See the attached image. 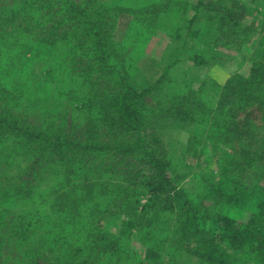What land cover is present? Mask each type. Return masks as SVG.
I'll list each match as a JSON object with an SVG mask.
<instances>
[{
    "label": "rangeland",
    "instance_id": "obj_1",
    "mask_svg": "<svg viewBox=\"0 0 264 264\" xmlns=\"http://www.w3.org/2000/svg\"><path fill=\"white\" fill-rule=\"evenodd\" d=\"M36 1L38 2L35 7H43L39 8L41 14L47 13V8L57 3L56 0ZM105 1L114 3L113 0ZM122 1L128 5L131 3V0ZM138 1H144L147 7L156 3L155 7L159 10H155V7L142 10L139 25L133 27L135 30L131 32L135 35L136 47L120 50L119 62L128 68L127 80L134 89L142 92L152 87L146 106L147 122L151 123L148 131L159 137L160 143L157 145L160 144V155L166 156L170 168L167 174L171 183L165 189L163 187V191L168 190L172 197L175 192H179L182 197L179 195L163 201L165 193L158 188L159 197L150 201L152 194L149 192V182L158 176V172L141 151L116 154L102 150L90 157L69 155L63 163L65 156H52L49 151L43 152V147L31 146L23 138L18 139L1 131L0 148L9 147L10 151L17 148L11 152L16 163L12 168L13 172L0 176V184L13 189L12 182L28 177L31 179L32 189L28 193L19 194L9 189L15 196H12L6 209L11 208L13 198H22L25 194L23 200L15 205V212L19 213L17 219L24 216L25 223L33 230L26 234L19 229V232L14 233L13 228L6 230V225L0 226V264H31L28 251L35 245L42 247L40 240L44 235L51 236L57 228L71 227V223L67 221L59 223L57 220L55 223L58 209H54L58 189L68 177L71 182L78 179L92 182L98 179L109 186L102 201L95 198L98 212L92 215L79 213L71 221L75 227L88 226L95 214V219L104 230L103 235L110 239L109 244L112 245L114 237L118 235L126 239L117 241L118 245L121 243L125 247L124 259L122 260V252L116 255L107 253L102 264H114V261L116 264H200V258L194 253L198 245L196 235L185 237L178 234L182 236V241L178 242L174 231L169 232L166 227L163 213L169 207L175 206L173 211L177 214L174 217L180 218L179 216H183L179 215L180 207L183 205L188 209L192 204L193 207L189 209L195 207L196 212L201 215L203 234H213L217 230L219 215H229L241 222L252 214L254 204L258 201L257 193L264 189V88H259L262 93H258L255 98L239 95L242 106H235L234 120L229 123L220 119L217 126L212 128V121L207 119L206 123L198 124L197 119H201L202 115L193 112L199 106L200 100L206 102L218 99V92L223 91L233 76L249 77L260 46H263L264 0ZM20 5L22 4H16V0H0V35H5V29L8 30L9 33L4 38L12 39V46L15 43L25 44V28L29 29L28 32L36 29L37 17L24 18L18 8L17 13H14L17 18L12 17L11 22L6 21L10 10L14 11L13 8ZM113 6L115 5L111 7ZM230 7L234 15L228 13ZM111 10L108 12L109 22L104 30L112 28L114 38L122 40L132 16L124 11L118 12L113 8ZM239 13H243L242 16H238ZM231 20L239 23L234 24ZM40 31L43 33L44 29ZM56 39L55 56L50 50L37 48L32 58L28 59L33 63L29 78H34L38 86L43 87L40 81L45 70L47 66L55 63L53 72L55 76H60V82L58 79L54 82H59V87L65 89L76 90L77 87L81 96L76 98L75 94H71L64 101H60L37 90L9 94L13 87L5 80L3 70L8 67L15 68L16 72L14 69L8 71V81H16L20 74L18 71H22L27 65L26 61L20 63L16 57L9 64L5 59L6 54L0 48L1 116L17 119L20 123L37 128L51 124L44 129L53 133L61 129L62 133L74 134L83 128L96 133L101 131V137L106 133L114 137L118 128L108 129L110 124H97L90 117L91 114L86 113L87 107L81 104L89 91V87L79 84L84 75L74 74L63 81L68 77H65V73L70 69L76 68L74 71L77 73V67L82 63L90 66L87 50L77 40L66 46L61 30ZM17 51L19 57H24L27 53L22 49ZM196 58L204 61L196 62ZM260 60L264 62V58ZM94 70L96 71L95 68ZM84 73L87 74L88 71ZM93 75L95 77L96 72ZM118 88L112 82L107 91ZM185 106L190 108L186 109ZM185 111H190L187 114L193 113L188 115L187 122L179 116ZM192 117L196 120L193 121ZM234 124L238 126V130L233 129ZM229 130L234 135L231 138H227L229 132H226ZM196 133L199 138L191 142V135ZM28 167L36 168L30 177ZM77 170L82 171L80 177L75 172ZM218 175L222 177L219 182L222 186L221 192L213 188V178ZM128 188L132 189L131 195L124 207L121 210H108L107 213L108 208L119 203L124 195H129ZM236 190L240 191L239 195ZM241 192H245L247 196ZM152 204L155 206L153 221L149 227H142L138 221L140 213L151 210ZM45 248L50 256L49 247ZM229 251L232 252L230 249ZM118 255L122 258L116 257ZM236 260L240 264L257 263L254 258H245L241 254L236 255Z\"/></svg>",
    "mask_w": 264,
    "mask_h": 264
},
{
    "label": "trees",
    "instance_id": "obj_2",
    "mask_svg": "<svg viewBox=\"0 0 264 264\" xmlns=\"http://www.w3.org/2000/svg\"><path fill=\"white\" fill-rule=\"evenodd\" d=\"M37 2L36 0H16V4L20 3L22 5L13 8L14 11L10 10L6 16V21L11 22L12 17L17 18V14L14 13H17L16 9L18 8L22 12V15H24V18L37 17L35 21L36 29H31L28 32L27 30L29 29L25 28V44H23L24 42L20 44L15 43L12 46L10 44L14 43L12 39L7 40L4 38L9 33L6 29V34L0 35V39L3 40L0 41V48L6 54V61L8 60L10 64V61L16 57L17 61L19 60L20 63L26 61L27 65L25 69L18 71L20 74H18L16 81H8V78H10L8 71L14 69L16 72L15 68L8 67L3 70L5 80L13 87L9 94L13 95L15 92L23 94L37 90L43 95L55 97L60 101H64L71 94H75L76 98L81 96L77 87L76 90L75 88L65 89L59 87L60 76H55L53 72L56 68L55 63L47 66L45 74L40 81L43 83V87L38 86L34 78L32 80L29 78L30 67L33 66V63L28 59H31L34 55L33 53L40 48L52 51L55 56L57 47L56 36L59 30H61L64 34L65 45L67 46L69 42L77 40L87 50V58L91 62L89 67L82 63L77 67V71H79L77 73L74 71L76 68L70 69L68 73H65V77H68L63 81L68 80L74 74H83L84 77L79 84L85 88L89 87L85 99L82 100L81 97V104L87 107L86 113L91 114L90 117L94 118L97 124L99 122L103 125L110 124L111 126H107L108 129L116 130L118 128V131L114 137H112V134L106 133L105 136L108 138L105 136V138L101 137V131L96 133L95 131H87L83 128L74 134L69 132L62 133L61 129H58L57 133H53L51 130L44 129L48 128L51 124L42 125L43 128L31 127L18 122L17 119L4 115L1 116L0 114V133L2 131L4 134L8 133L10 136L18 139L23 138L28 142L27 144L43 147V152L49 151L52 156H65L62 159L63 163L68 159L69 155H87L90 157L91 154L101 152L102 150L106 153L113 151L116 154H131L141 151L148 158L151 166L157 170L159 176H157L158 179L156 177L149 182V192L152 194L150 201L159 197L158 188L162 190V193H165L163 201L178 197L180 195L179 192H175L172 197L168 193V190L163 191V187L165 189L171 183V178L167 174L170 168L167 163L168 160L165 159L166 156L164 154L160 155V144L157 145L160 143L159 137L155 133L148 131L151 123L148 124L147 122L146 106L149 103L147 99L149 98L148 94L152 91V87H148L142 92L134 89L127 80L128 68H125L119 62L120 55H118L121 52L120 50L124 51L125 48L136 47L135 35L131 33L135 30L133 27L136 28L139 25V16L143 14L142 10L155 7L156 3H152L147 7L144 1L138 0H131L130 5L122 3V0H113L114 3L105 0H82L81 3L75 0H56L55 2L57 3L49 6L47 8L48 12L42 13V15L39 13V8L43 7H40L41 5L35 7V3ZM127 2L130 1L127 0ZM112 5L115 6L111 7ZM111 8L116 9L118 12L124 11L125 14L129 13L132 16L122 40L114 38L112 28L104 30L109 22L108 12L112 11ZM155 10H159V8L155 7ZM228 13L235 14L231 7L228 9ZM242 14L239 13L238 16H242ZM231 22L234 24L239 23L237 20H231ZM41 29H44L43 33L40 31ZM69 34L71 35L68 38ZM138 42H140L139 38ZM261 43H263V46H260L259 55L253 64L249 77L233 76L229 79L223 91L221 93L218 92V99L215 101L206 100V102L205 100L199 101V106L193 112L197 115H202L201 119H197L198 124L206 123L207 119L212 121V128L217 126V121L220 119L225 123H229L230 120H234L235 106L237 104H240V107L242 106L240 103L242 98L239 95L255 98L258 93H262L259 88H264V62L260 59L264 58V37ZM19 49L27 51L24 57L21 55L19 57L17 51ZM194 60L196 62L204 61L202 58ZM86 70L88 71L87 74L84 73ZM93 72H96L95 77ZM55 79H58L59 82H54ZM112 82L117 84L119 88L118 90L109 92L107 90L110 88ZM36 86H38V89H36ZM14 96L17 97L19 95ZM185 108L189 109L190 107L185 106ZM186 112L190 111L182 112V115L179 114L185 122H187L186 118L188 115L193 114H187ZM192 120L195 121L196 119L192 117ZM233 127V129L236 128L238 130L236 124ZM228 132L227 138L234 136L232 135V131L229 130L226 134ZM222 134L223 132L220 133V135ZM198 138V134L196 133L193 136L191 135L190 140L192 142ZM16 148L14 147L12 151H10L9 147L0 148V176L13 172L12 168L16 163L11 152ZM28 168L30 169L28 173L30 177L35 173L36 168ZM75 172L79 177L82 175V171L77 170ZM221 179L222 177L219 175L213 178V188L217 189L216 191L218 192L222 191V186L219 184ZM30 181L31 179L28 177H22L20 181L18 179L17 182H12L14 185L13 189L6 187L3 183L0 184V226L6 225V230L13 228L14 233H17L20 229L26 234L33 230V228L25 223L24 216L17 219L19 213L15 212V205L23 200L25 194L22 198H13L11 200V208L6 209L12 196L14 197L15 194L19 193H28L32 190ZM9 189L17 192L13 195ZM108 189L109 186L102 181H98V179L92 182L81 179L72 180L71 182L68 177L67 181L62 183L58 189L54 209H58L55 215V223L57 220H59V223L67 221V223H71V227L57 228L58 230L54 231L51 236L49 234L47 237L44 235L43 239L40 240L42 247L39 248L35 245L34 248L28 251L29 258L32 260L31 264H102L105 261L104 255H107V253L116 255L121 252L123 258L121 255L116 257H120L123 260L125 247L121 246V243L118 245L117 241H124L126 239L118 235L114 237L113 244H109L110 239L103 235L104 230H102V226L95 219V214L88 222V226L90 227H75L72 225L74 217L79 213L82 215H92L98 212V204H95V202L97 199L102 201L103 197L105 198L106 196L105 191ZM131 190L128 188L129 195H124L118 201L119 203L108 208L107 213L108 210H121L124 207V203L129 200ZM236 193L239 195L240 191L236 190ZM241 193L247 196L245 192ZM235 196L237 195L235 194ZM257 196L258 201L254 204L253 212L248 219H243L240 222L229 215H219L217 220L218 228L216 231H213V234H210L211 232L202 233L200 224L201 215L199 212H196L197 208L189 209L193 207L190 203L188 209L183 205L180 207L179 215L183 214L182 217L179 216L180 218L174 217L177 214L173 211L175 206L165 209L163 213V216L166 218L165 224L169 232L174 231L176 241L178 242L182 241V236H178V234L185 237L196 235L198 245L194 253L200 258V264H240L236 260L237 254H241L245 258H254L255 262H257L256 264H264V189L258 192ZM154 211L155 206L152 204L151 210L140 213L138 221L141 222L142 227H149L150 222L153 221L155 216ZM205 234L207 237H205ZM46 246L50 249V256L47 254V250L45 251ZM114 264H116L115 261Z\"/></svg>",
    "mask_w": 264,
    "mask_h": 264
}]
</instances>
